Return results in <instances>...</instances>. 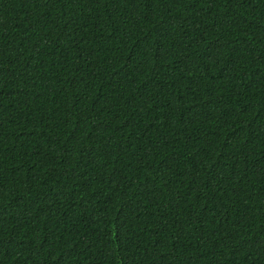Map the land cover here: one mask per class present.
I'll list each match as a JSON object with an SVG mask.
<instances>
[{
  "label": "trees",
  "instance_id": "obj_1",
  "mask_svg": "<svg viewBox=\"0 0 264 264\" xmlns=\"http://www.w3.org/2000/svg\"><path fill=\"white\" fill-rule=\"evenodd\" d=\"M0 264H264V0H0Z\"/></svg>",
  "mask_w": 264,
  "mask_h": 264
}]
</instances>
